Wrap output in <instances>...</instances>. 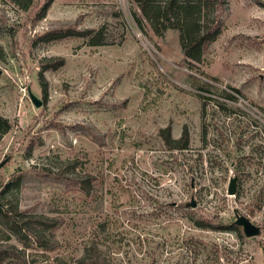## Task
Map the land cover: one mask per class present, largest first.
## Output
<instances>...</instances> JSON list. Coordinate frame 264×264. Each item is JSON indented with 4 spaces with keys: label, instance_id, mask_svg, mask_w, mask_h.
I'll return each instance as SVG.
<instances>
[{
    "label": "rangeland",
    "instance_id": "374dc122",
    "mask_svg": "<svg viewBox=\"0 0 264 264\" xmlns=\"http://www.w3.org/2000/svg\"><path fill=\"white\" fill-rule=\"evenodd\" d=\"M45 1L24 11L0 0V116L11 126L0 184L18 181L7 199L19 211L59 219L57 244L41 250L0 226V264H88L92 248L99 264H264V2L205 8L218 32L197 63L134 0H52L36 20ZM66 30L90 33L44 39ZM56 58L44 94L41 65ZM167 127L174 140L186 129V149L163 142ZM238 216L259 234L244 236Z\"/></svg>",
    "mask_w": 264,
    "mask_h": 264
},
{
    "label": "trees",
    "instance_id": "16d2710c",
    "mask_svg": "<svg viewBox=\"0 0 264 264\" xmlns=\"http://www.w3.org/2000/svg\"><path fill=\"white\" fill-rule=\"evenodd\" d=\"M34 0H12L21 10H27ZM52 0H46L39 8L35 15V19L39 20L45 16V12ZM142 17L149 23L153 32L157 36H161L165 29H172L178 32V40L182 55L192 61L199 63L202 58L204 45L207 41L214 39L217 35V29L211 28L213 22L205 24L203 22V10L210 6L217 5L218 0H134ZM224 5L226 0H219ZM139 21V20H138ZM61 31H48L44 33L46 41L60 39L66 36L84 37L90 31L66 30L63 34ZM97 36L91 40V44H98ZM63 63V60L56 58L53 64H42L41 72H39V81L43 93L46 88L43 82L42 73L46 69H57ZM10 123L6 118L0 116V138L10 130ZM160 136L163 142L170 147L176 149H186L188 144L187 131L184 128L179 139L174 140L170 136L169 127L160 130ZM84 183L81 182V185ZM18 185V181H8L0 184V226L4 231L19 242H25L28 238L37 245L41 250H54L56 248V239L54 232L58 229L60 222L58 218L47 217L43 215H31L19 211L17 206H12L8 202V192L10 189ZM84 195H88L89 191H85ZM49 230L52 242L45 245L44 232ZM10 236H8L9 239ZM91 249H87L83 258L87 257V253ZM95 251L94 248H92ZM91 253L88 264H99L95 254ZM7 251H0V263L6 257ZM10 257V256H9ZM7 257V258H9ZM80 264H84L82 261Z\"/></svg>",
    "mask_w": 264,
    "mask_h": 264
},
{
    "label": "water",
    "instance_id": "95a60500",
    "mask_svg": "<svg viewBox=\"0 0 264 264\" xmlns=\"http://www.w3.org/2000/svg\"><path fill=\"white\" fill-rule=\"evenodd\" d=\"M28 97L31 101V103L35 107H39L41 105V101L30 91H28ZM236 191V179L230 178L229 185L227 187V194L233 195ZM191 208L195 207L196 204L193 199H191L190 203L188 204ZM235 225L241 226L242 232L244 236L246 237H253L259 234L260 228L254 224H252L247 218L243 216H238L236 220L234 221Z\"/></svg>",
    "mask_w": 264,
    "mask_h": 264
},
{
    "label": "built area",
    "instance_id": "2783aa9c",
    "mask_svg": "<svg viewBox=\"0 0 264 264\" xmlns=\"http://www.w3.org/2000/svg\"><path fill=\"white\" fill-rule=\"evenodd\" d=\"M262 2H264V0H261Z\"/></svg>",
    "mask_w": 264,
    "mask_h": 264
}]
</instances>
